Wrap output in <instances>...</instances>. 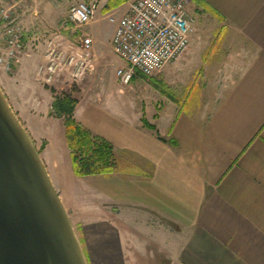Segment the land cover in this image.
Listing matches in <instances>:
<instances>
[{
    "label": "crops",
    "instance_id": "1",
    "mask_svg": "<svg viewBox=\"0 0 264 264\" xmlns=\"http://www.w3.org/2000/svg\"><path fill=\"white\" fill-rule=\"evenodd\" d=\"M129 5L107 12L120 18ZM192 8L216 23L210 50L218 60L207 69L232 71L211 105L186 109V100L162 95L141 74L132 81L139 91L130 87L135 106L128 96L106 98L98 75L114 60L117 24L107 42L97 33L101 20L72 34L75 42L90 36L94 55L91 71L76 81L74 116L114 145L118 164L111 173H75L64 117L53 109L54 92L36 78L37 71L47 78L44 66L23 55L16 72L0 83L79 226L89 264H131L139 246L132 231L140 229L159 232L155 245L172 264H264V0H194ZM193 33L194 42L199 32ZM199 43L185 61L195 60ZM116 64L117 71L123 61ZM146 100L151 114L144 111ZM144 117L156 129L145 126Z\"/></svg>",
    "mask_w": 264,
    "mask_h": 264
},
{
    "label": "rangeland",
    "instance_id": "2",
    "mask_svg": "<svg viewBox=\"0 0 264 264\" xmlns=\"http://www.w3.org/2000/svg\"><path fill=\"white\" fill-rule=\"evenodd\" d=\"M8 1L10 0H5V2ZM79 1H86L95 4V15L91 22L101 20L97 26V33L107 42L112 33L113 22H110V13L107 12L104 7L110 0L107 2L106 0H27L25 6H23L20 11V18L23 20L30 39L26 44L24 52L12 70L7 71L3 66H0V83L4 82V76H7L6 74L12 75L16 72L23 55H30V62L34 61L33 64L36 63L37 68L39 67V69L41 66H44L42 71L46 69V76L49 75L48 66L52 59L47 57V54L55 49L57 53L62 55L59 57L58 54L55 59L58 62V67L53 80L47 81L46 77L43 78L38 75L39 71H37L36 78L43 84L50 86L52 91L55 90L57 94L68 92L73 97L76 96L78 93V85L72 76V68L68 59L74 51L73 43H76L72 39V34L74 33L77 35V33L81 32V29L84 30L87 25L82 26L80 29L72 28L69 30H63L61 24L62 21L68 17L72 5ZM191 9L196 16V23L194 25L195 30L193 34L197 35V33H199L197 35L198 37L195 38V41H191L192 43L190 44L189 49L195 47L194 44L196 41L199 40L200 42L196 45V48L193 49L195 60H184L185 55L190 52L188 49L178 60L167 65L172 69L171 72L163 74V68L160 72L152 76L139 75L142 79L150 83L151 86L153 85L154 89H158L162 95L171 99L176 98L178 101L182 102L186 100V109H190L196 104H199L200 106L211 105L217 95V89L221 88L222 82L225 78L230 77V73L232 72L229 70L207 69L212 63V66H214V62L218 60L217 54L211 53L213 52V49L210 50L213 45L212 43L217 40L216 23L213 22V19L211 20L209 18L210 16L205 17L207 15L200 13L199 17V14L196 13L193 8ZM112 15L116 17L118 16L116 13H113ZM198 17L199 23L197 19ZM62 33H66L70 38L61 37ZM43 54L46 55V61L44 62H42V60L40 61ZM227 56H229L228 53ZM200 57H204L205 59L201 60ZM120 60V57L115 54L114 60L112 59L104 63V67L98 75V80L101 77L104 79V85L100 90L106 98H112L117 102L120 100L123 101V99L128 96L129 101L131 100V104L135 106L137 103L136 96L130 91V87L132 88V86H135L139 91L138 84L132 82L127 86L119 81L115 71L117 67L116 63ZM90 71L91 69L89 72ZM54 81L62 86V88H55L53 85L55 83ZM155 82H161V84L155 85ZM69 84H72V86L69 87ZM146 102L147 106L144 111L151 114L153 111L152 107L151 105L149 106L148 100H146ZM155 105H157V103H155ZM158 105L161 106L162 103H159ZM160 221L161 224L166 227L170 225L165 219H161ZM149 225L154 226L152 223H149ZM74 227L80 238L81 232L78 224H74ZM129 233L130 232H128V235ZM157 233L159 232H156V230L145 231L140 229L132 231V237H134V240L137 241V245L139 246L136 248V254L129 256L131 264H172L170 258L164 252L160 251L157 245H155L158 242V239L156 238ZM144 238L149 240H145Z\"/></svg>",
    "mask_w": 264,
    "mask_h": 264
},
{
    "label": "water",
    "instance_id": "3",
    "mask_svg": "<svg viewBox=\"0 0 264 264\" xmlns=\"http://www.w3.org/2000/svg\"><path fill=\"white\" fill-rule=\"evenodd\" d=\"M0 264H89L39 150L1 86Z\"/></svg>",
    "mask_w": 264,
    "mask_h": 264
},
{
    "label": "built area",
    "instance_id": "4",
    "mask_svg": "<svg viewBox=\"0 0 264 264\" xmlns=\"http://www.w3.org/2000/svg\"><path fill=\"white\" fill-rule=\"evenodd\" d=\"M194 0H132L127 11L117 18L112 46L123 61L117 77L130 85L136 74L152 76L178 60L189 49L196 16L191 11ZM27 0L0 1V66L12 70L26 48L30 36L20 18ZM95 4L79 1L72 5L61 28L69 30L88 25L95 15ZM82 30V29H81ZM73 47L68 62L75 81L83 79L93 65V40L82 35ZM77 47V48H75ZM59 53L50 52L47 81H52L58 67ZM62 54H59L61 57Z\"/></svg>",
    "mask_w": 264,
    "mask_h": 264
},
{
    "label": "trees",
    "instance_id": "5",
    "mask_svg": "<svg viewBox=\"0 0 264 264\" xmlns=\"http://www.w3.org/2000/svg\"><path fill=\"white\" fill-rule=\"evenodd\" d=\"M128 0H110L104 7L109 11ZM198 1V0H196ZM54 92L53 109L59 116L64 117L67 140L71 149L73 167L77 175L107 174L116 170L118 160L114 145L99 135L93 134L75 116L74 111L78 99L68 92ZM145 126L156 129L145 117Z\"/></svg>",
    "mask_w": 264,
    "mask_h": 264
}]
</instances>
